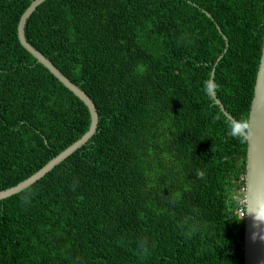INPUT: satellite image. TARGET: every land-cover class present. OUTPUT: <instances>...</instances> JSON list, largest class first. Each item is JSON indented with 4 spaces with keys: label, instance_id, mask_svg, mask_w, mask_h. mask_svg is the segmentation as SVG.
I'll list each match as a JSON object with an SVG mask.
<instances>
[{
    "label": "trees",
    "instance_id": "trees-1",
    "mask_svg": "<svg viewBox=\"0 0 264 264\" xmlns=\"http://www.w3.org/2000/svg\"><path fill=\"white\" fill-rule=\"evenodd\" d=\"M33 1L0 0V191L91 121L20 44ZM263 36L264 0L40 4L25 37L87 93L99 123L83 147L0 200V264H244L247 141L228 137L204 82L214 69L224 108L248 119Z\"/></svg>",
    "mask_w": 264,
    "mask_h": 264
},
{
    "label": "water",
    "instance_id": "water-1",
    "mask_svg": "<svg viewBox=\"0 0 264 264\" xmlns=\"http://www.w3.org/2000/svg\"><path fill=\"white\" fill-rule=\"evenodd\" d=\"M44 1L46 0H34L22 14L18 24V39L22 47L27 50L38 63L48 69L53 76L86 105L91 117L90 126L84 135L51 159L39 171L16 186L0 191V200L20 193L43 178L56 165L60 164L75 151L83 147L94 136L98 128L99 114L93 100L84 90L66 77L49 58L33 47L25 37V25L27 20ZM207 15L210 17L209 13H207ZM224 39L227 42L225 36ZM214 75L215 70L213 69L211 74V80L213 81ZM212 97L214 102L220 107L223 114L230 121L236 120L224 108L216 93ZM248 120L251 123L252 133L246 140L244 264H264V36ZM255 218H257L258 221H256Z\"/></svg>",
    "mask_w": 264,
    "mask_h": 264
},
{
    "label": "clouds",
    "instance_id": "clouds-1",
    "mask_svg": "<svg viewBox=\"0 0 264 264\" xmlns=\"http://www.w3.org/2000/svg\"><path fill=\"white\" fill-rule=\"evenodd\" d=\"M218 85L213 80H206L204 82V89L206 94L211 97L218 90ZM252 133L251 123L248 119L232 120L229 123L227 135L233 139H239L244 142ZM256 221L257 218H255Z\"/></svg>",
    "mask_w": 264,
    "mask_h": 264
},
{
    "label": "built area",
    "instance_id": "built-area-1",
    "mask_svg": "<svg viewBox=\"0 0 264 264\" xmlns=\"http://www.w3.org/2000/svg\"><path fill=\"white\" fill-rule=\"evenodd\" d=\"M243 203L245 204V201L243 200Z\"/></svg>",
    "mask_w": 264,
    "mask_h": 264
}]
</instances>
